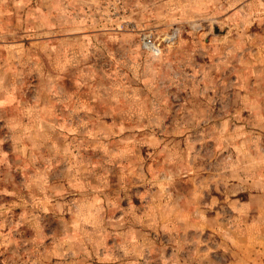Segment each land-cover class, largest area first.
<instances>
[{
  "label": "rangeland",
  "instance_id": "374dc122",
  "mask_svg": "<svg viewBox=\"0 0 264 264\" xmlns=\"http://www.w3.org/2000/svg\"><path fill=\"white\" fill-rule=\"evenodd\" d=\"M0 264H264V0H0Z\"/></svg>",
  "mask_w": 264,
  "mask_h": 264
},
{
  "label": "built area",
  "instance_id": "2783aa9c",
  "mask_svg": "<svg viewBox=\"0 0 264 264\" xmlns=\"http://www.w3.org/2000/svg\"><path fill=\"white\" fill-rule=\"evenodd\" d=\"M172 38H174V36L171 35L168 39ZM141 45L144 50L153 55H159L162 53V43L150 32L142 33Z\"/></svg>",
  "mask_w": 264,
  "mask_h": 264
}]
</instances>
